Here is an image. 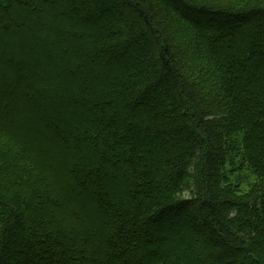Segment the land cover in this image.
<instances>
[{
	"label": "trees",
	"instance_id": "trees-1",
	"mask_svg": "<svg viewBox=\"0 0 264 264\" xmlns=\"http://www.w3.org/2000/svg\"><path fill=\"white\" fill-rule=\"evenodd\" d=\"M122 1L106 16L103 0H0L17 97L0 103V264H264V0ZM177 19L220 95L181 72ZM181 211L183 237L150 260L171 233L154 225Z\"/></svg>",
	"mask_w": 264,
	"mask_h": 264
},
{
	"label": "rangeland",
	"instance_id": "rangeland-1",
	"mask_svg": "<svg viewBox=\"0 0 264 264\" xmlns=\"http://www.w3.org/2000/svg\"><path fill=\"white\" fill-rule=\"evenodd\" d=\"M217 1L222 3V4H226V5H221V7H224V8H239V7H244L246 4V0H217ZM103 2L105 4H108L107 6H108V8H110V10L108 9L107 13L105 14L106 16L111 15L109 13V11H112V7H114L113 11H116V10L121 11L124 8V6H123L124 4H123L122 0H103ZM110 4L112 5V7L110 6ZM263 7H264V3H263ZM185 23L186 22L182 23L178 19L173 20L172 26L169 29L171 32L169 34L171 35V38H172V42H171L172 51H173V54L175 55V57L179 63L180 70L189 79V81L193 84H199L200 82L202 83L204 76L207 74L208 88L211 89L213 94L220 95L221 82L216 80L215 76H214V79L216 80V84L212 83V81L210 79L211 73L213 72V70L211 69V67H213V64L206 60L207 57H205V56L202 57V55L200 54L202 47L201 46L199 47L197 35L196 34L194 35L191 31V27L186 26ZM153 25H154V27L157 26L155 23H153ZM142 45L143 44H138V41H137L134 46L143 47ZM258 57H260V59H261V61H259V64H261V62L264 63V54L259 53ZM36 66L40 68L41 65L32 66L31 70H32L34 77L36 75H38V70L34 69ZM14 69L16 72L15 73L16 76L11 75L13 77L12 83L14 81L16 84L17 83L19 84L22 80V79H20L21 78L20 74H22V72H20V70H18L19 67H14ZM147 71H150V70L147 69ZM39 73H40V71H39ZM22 76L24 77L25 74H22ZM17 78H19V79H17ZM196 80H199V82H197ZM204 84H206V83H204ZM10 86H11V82L9 79V80H7L6 85L4 84L0 87V103L6 102L8 104L10 102H15L17 100V97L14 95L15 91H13V89L16 88V86H14V87H10ZM34 87L37 88L38 86L35 84ZM161 91H163V89H161ZM3 94H5L6 96ZM29 95H30V98L33 99V101L35 102L36 105L40 106L43 104L42 103L43 102L42 101L43 96L40 99V98H36L35 94L32 92L29 93ZM4 97H7L8 99L4 101L2 99ZM33 107H35V105H33ZM14 117H13V119H14ZM18 117L21 121H23L22 116H21V118H20V116H18ZM18 117H16V118H18ZM33 119H35V118H33ZM33 119H31V121H32L31 124H33V121H34ZM59 125L60 126H57V129L54 131V133L52 132V135L53 136H58V135L61 136L64 143H65L64 145H67L68 150H70V152L77 153L78 149L81 148V145H80V143H77V142H70V133L69 132L71 130L72 123H71V126H70V124L68 125V124H65L64 122L60 123ZM13 127H15L18 130V126H16V124H13ZM25 131L26 130L21 129V131H19V132L24 133ZM31 135H34V134L31 133ZM66 135H67V138L65 137ZM151 147H152V145H151ZM116 182H117L116 179H114L113 177L111 179H109L108 183H110L111 189L117 188L118 183H116ZM102 183H104V182H101L100 186ZM80 185H82V187L84 188L83 191H84V194L86 196L91 197V198L94 197V195H91V192H92V190L96 191L95 186H93V185L92 186H86L84 183H80ZM97 191L98 192L102 191L100 189L99 185L97 186ZM99 196L101 197V199H100V201H99V199H96V201L98 200L96 202L97 203L96 205L98 207H100V209H102L103 211H106L107 207L105 206V202L103 201L104 198H102V197H104V194L102 195L101 193H99ZM105 198H107V200L109 199L108 197H105ZM94 199H95V197H94ZM184 215H186V214H184V211H181L178 213V215H176V217L174 216L172 220L171 219H164V220H158V222L156 221L158 224H156L157 227L154 225V227H153L154 231H158L157 233H160V234H163L164 232H168V231H171V233L170 234L168 233L170 235L169 237L168 236L165 237L166 241H162V242L160 240L155 241L154 245L156 247L151 249L153 251H152L151 256L149 258L150 260L154 259L157 255H160L161 253L171 249L173 244H174L173 241H176L178 238L183 237L184 234H182L181 228H179L178 226H181L182 223H184V221L187 219ZM174 222H176L177 228L174 225ZM174 228H176V229H174ZM158 236H160V235H158ZM125 264H127V263H125ZM136 264H138V262Z\"/></svg>",
	"mask_w": 264,
	"mask_h": 264
}]
</instances>
